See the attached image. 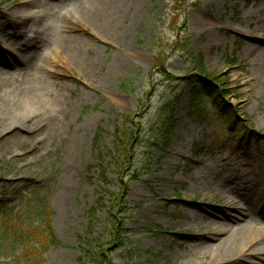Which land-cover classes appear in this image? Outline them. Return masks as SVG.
Wrapping results in <instances>:
<instances>
[{
  "label": "rangeland",
  "instance_id": "obj_1",
  "mask_svg": "<svg viewBox=\"0 0 264 264\" xmlns=\"http://www.w3.org/2000/svg\"><path fill=\"white\" fill-rule=\"evenodd\" d=\"M26 1L0 0V32L9 31L0 36V56L7 53L0 62V221L39 191L53 212L48 232L61 242L45 250L42 264H93L79 245L99 190L96 146L111 149L115 132L132 134L121 159L129 184L117 205L125 218L119 229L98 222L94 235L114 239L105 264H208L213 255L204 257L196 240L214 243L215 223L207 219L229 212L223 193L230 184L205 190L197 172L222 169L226 161L264 187V65L241 32L257 25L249 24L251 14L262 19L264 10L257 11L255 0H120L109 16L86 20L72 10L80 0H29V19ZM67 8L76 16L67 18ZM204 14H214L215 27L198 25ZM33 31L42 45L18 50ZM64 31L70 47L61 44ZM209 34L221 42L209 45ZM204 81L226 84L227 110L216 106ZM18 84L38 88L35 100H20L22 108L17 98L7 99ZM28 118L35 124L9 128ZM112 170L110 203L118 195ZM120 240L127 246L116 248Z\"/></svg>",
  "mask_w": 264,
  "mask_h": 264
},
{
  "label": "bare ground",
  "instance_id": "obj_2",
  "mask_svg": "<svg viewBox=\"0 0 264 264\" xmlns=\"http://www.w3.org/2000/svg\"><path fill=\"white\" fill-rule=\"evenodd\" d=\"M28 1L29 0H27L23 4L22 8L27 13L24 15V17L30 19L32 17L29 16V12L26 9V4L28 3ZM99 1V5L96 6L97 2H95V6H92L91 3L87 5L86 2L84 3V1L80 0L79 3L76 2L72 10H74L76 14L82 11L83 14H86L84 15L86 16V20L89 19L90 15L96 14L105 15V17H107L112 13L115 7L119 5L120 2V0ZM254 4L258 12L262 9L264 10V0H255ZM67 10H70V13L68 12V15L65 14L66 17L72 18L75 13H73V11L69 8H67ZM214 17V14H204L203 16L198 18L197 23L203 29H212L213 27H215V23L213 20ZM259 17V15L257 18L256 14H251L249 16V24H251L252 22H254L253 20H255V23H257V25L254 27L253 25H250L248 30L241 32L245 34V36H247V38L249 39V42L246 43V48H248V50H250V52L254 54V60L264 65V16L262 19L261 17ZM23 28L24 29L21 33L25 35L24 33L27 32L25 28L28 27ZM8 34L9 31L1 30L0 32L1 37L5 36L3 38H6ZM68 36L69 35H67L66 31L61 34V44H63V42H67V47H70L71 44L68 43V41L70 40ZM43 41L44 38L42 37V35H40V33L38 32H34L22 43L18 42L17 49L27 50V52L28 50H35L42 45L41 43ZM79 41H81L80 38ZM220 42L221 39L218 36H215L214 34L208 35L207 43L209 45H218ZM56 45L59 46V44ZM6 55V52L1 53L0 62L4 61V59L7 58ZM91 61H96V57ZM18 62L23 61L19 60ZM93 62L88 64V68H94ZM11 63L14 65L15 69L19 68L17 62L11 60ZM19 70H22V68ZM30 86L31 85L24 88L21 87L20 84H18L15 87L18 88L16 91L17 94L11 93L7 95V99H11L13 102V100L17 98L19 102L16 103L19 105V107L22 108L24 105H20L21 99L25 101H33L37 97L38 88L36 86ZM4 107L5 105L2 106V108ZM35 122L36 119L28 118L27 120H24L22 124L21 122L11 124L9 128H26L34 125ZM224 169L231 171L232 174L225 175L223 173ZM197 174V185L205 188V190L208 191L217 187H225L226 183L228 185H231H229V189L227 188V186L225 187L227 188L228 193H223L224 202L226 205H228L229 212L224 214L222 218L218 216L217 219L219 220L207 219L209 221H214L213 223H215V231L210 237V239L214 241V243L208 244L204 241L203 238H198L196 240L197 243L195 245L202 246L201 248H204L206 250L204 253V257L209 254L213 255V259L209 260L208 264H264V187L260 189L256 188L258 186H253L254 184H257L252 182V178L249 179L248 176H245V178L242 175L240 176L237 173V170L235 171V169H231L230 164L226 161H224L222 169H218L217 166L208 165L202 170H199ZM262 174L263 176H261V179L264 183V172ZM213 216H216V214ZM220 233H222L221 235L225 236V239L217 243L216 235H219ZM196 255L199 256L201 255V253L197 252Z\"/></svg>",
  "mask_w": 264,
  "mask_h": 264
},
{
  "label": "trees",
  "instance_id": "obj_3",
  "mask_svg": "<svg viewBox=\"0 0 264 264\" xmlns=\"http://www.w3.org/2000/svg\"><path fill=\"white\" fill-rule=\"evenodd\" d=\"M199 71L204 76L208 75L206 74V69L202 66ZM204 83H206L205 89L212 95L216 106L222 112L223 109L227 110L223 99L226 84L220 83V88H217L213 85L210 86L207 81H204ZM194 94L199 93L195 92ZM193 103L196 113L200 116L203 115L204 112L200 109L199 104ZM232 122L234 123V121ZM251 140L252 136L248 135L246 141L250 142ZM134 141L135 137L132 134L124 135V133L115 132L113 134V148L104 150L96 146L97 158L99 160V164L96 166L99 190L97 191L94 203L88 211V224L84 236L80 237L79 245V250L84 256L90 255L93 257V264H105L107 262L105 251H109L110 246L114 244V239L112 241L106 239L100 242V239L94 237L97 223L102 221L108 225H114V227L119 229L120 224L125 218L121 208H117L118 203L126 196L129 184L128 181H124L126 168L123 169L121 159L123 154L127 152V147L131 146ZM112 168L117 173L118 195L115 196L113 194L112 197H115V199L113 203H110L108 199L112 194L110 189L112 184V180L110 179V173L113 171ZM91 169L92 166H89V171ZM137 176L138 174L135 173L136 178ZM52 214V210L46 201H44L40 192L36 190L29 193V196H24L23 207L21 206L20 209L16 207L10 208L0 221V264H42L41 259L45 250L51 245L61 244L57 237L52 238V234L48 232L51 227ZM40 224L43 227L42 231L40 230ZM44 231L50 235L48 236V233L45 234ZM116 244V248H121L126 247L128 243L120 240Z\"/></svg>",
  "mask_w": 264,
  "mask_h": 264
}]
</instances>
